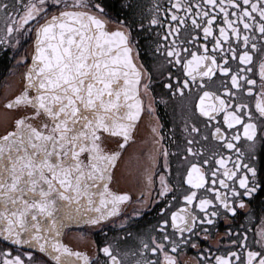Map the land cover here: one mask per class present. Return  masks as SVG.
Instances as JSON below:
<instances>
[{
	"label": "snow or ice",
	"instance_id": "snow-or-ice-1",
	"mask_svg": "<svg viewBox=\"0 0 264 264\" xmlns=\"http://www.w3.org/2000/svg\"><path fill=\"white\" fill-rule=\"evenodd\" d=\"M150 9L0 0V61L22 69L0 111V264H189V248L191 264H264V0ZM157 86L164 104L187 100L172 152L160 147ZM145 111L159 139L133 193L117 167ZM71 224L101 232L92 254L85 233L83 249L65 242Z\"/></svg>",
	"mask_w": 264,
	"mask_h": 264
},
{
	"label": "flooded vegetation",
	"instance_id": "flooded-vegetation-1",
	"mask_svg": "<svg viewBox=\"0 0 264 264\" xmlns=\"http://www.w3.org/2000/svg\"><path fill=\"white\" fill-rule=\"evenodd\" d=\"M71 2V0H69ZM138 3L141 5V10L147 18H150V6L153 3H160L162 5L167 4V0H138ZM148 29L145 30L147 33ZM155 32V29H152ZM145 33L140 34L139 42H140V54L141 60L145 62V67L149 68L151 71L152 60L150 58V52L148 50V41L152 38L147 36ZM183 38V37H181ZM256 60H259V55L256 56ZM22 69H17L11 62L9 61H0V111H2V101L5 93L9 95L14 91L15 87L20 82ZM156 79V77H153ZM258 79V77H257ZM164 93L157 86L155 96V107H156V115L161 117L159 123L163 125L162 135L164 137L161 142L160 147L167 145L169 147V151L172 152L173 149L182 148L184 145L181 141L184 138V133L182 128L180 127L184 120L183 113H187L188 109L186 107L187 100L181 101L177 98H172L168 104H164L160 97L163 96ZM145 103H147V99H145ZM151 123H155L154 116L151 113L145 111L143 113L141 120L138 122V127L136 128L134 135L135 140L130 142L124 151L123 157L119 161V165L117 167V173L120 177V187L123 189H131L133 193H138L140 188L143 186V176L142 173L144 169L150 170V161L149 156L155 154L156 145L154 144V140L159 139V137L154 136L151 133L149 125ZM170 161L172 164V179L175 180L176 172H177V164L179 162V157L176 155L170 156ZM163 164V156L159 158V164L157 168L159 170H163L160 168V165ZM155 175L159 176V171L155 173ZM159 182L157 180V187ZM154 198V196H153ZM162 207L163 205H159ZM150 207H152L150 205ZM156 209L152 212H149L144 217L143 221H140V226L147 230L148 225L154 223L153 216L155 215ZM222 223V222H221ZM260 220L256 219L254 223L249 225V241L251 242L255 237L253 230L256 229L260 225ZM220 231L223 232V227L220 228ZM85 233L86 239L88 241L87 250L90 254L95 251V246L91 244L92 240L102 241L104 237L99 231H91L89 226L86 224H71L68 226L64 234L65 242H70L73 246H81L82 249L85 246L83 241L80 239V234ZM110 235H115V233H110ZM226 243V241L224 242ZM0 246H4L2 242H0ZM27 250V249H25ZM195 259V252L192 249H188L186 254L181 255L182 261H189L191 264Z\"/></svg>",
	"mask_w": 264,
	"mask_h": 264
}]
</instances>
